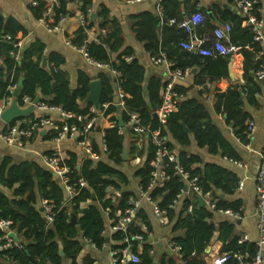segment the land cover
<instances>
[{"label":"trees","instance_id":"obj_1","mask_svg":"<svg viewBox=\"0 0 264 264\" xmlns=\"http://www.w3.org/2000/svg\"><path fill=\"white\" fill-rule=\"evenodd\" d=\"M76 2L77 0H57L53 10L54 25L58 24L61 18L69 16L67 6ZM82 2V12L87 16V9L92 2L90 0ZM189 2L190 0H185V3ZM160 4L161 16L146 13L139 17L135 28L137 39L145 44V50L151 57L165 54L167 61L174 64L172 71L189 69L191 72L196 69L197 72L193 75V86L205 88L208 84H216V103L213 106L215 116L223 118L234 131L236 138L242 143H247V123L251 115L245 110L241 90L247 95L246 103L256 106V95L260 92V86L253 77V73L260 68L261 62L256 61V58L262 49L255 42L252 29L242 26L243 18L240 16L214 8L212 10L214 18L219 16L222 23L232 25L231 45L240 50L229 57L217 59L200 57L179 47L180 41H187L188 36L176 26L166 27L175 33L171 45H161L158 20L161 17L164 18L165 24L169 26L170 20L181 22L184 15L183 4L179 0H163ZM30 6L38 20L44 17L47 11L44 1H38L37 4ZM260 7L261 4L258 2L255 8L260 9ZM197 11L206 13L195 7L192 9L193 13ZM100 16L103 22L98 26L99 36L96 41L89 40L88 31L93 25H88L80 27L71 43L80 48L89 41L87 45L89 57L98 63L109 64L111 69L118 73V77L114 80H110L106 73L99 75L98 78L103 85L101 105L114 103L116 89L119 87L127 96L126 108L138 113L144 126L152 131H160L163 137H167V147L177 159L174 164L166 161L164 163L167 166L166 173L170 177L164 187L149 192V196L158 207L166 211L168 225L173 224L172 233L175 237L171 242L181 248L180 257L164 256L161 264H179L180 260L185 264H207L205 260L207 250L216 233L219 234L218 240L222 244L221 253L230 256L228 264H238L237 256L253 258L258 251L257 245L241 243L233 221L225 219L218 224L214 222L220 210L241 213V201L229 202L219 196V194L225 197L234 195L239 182L237 175L221 165L205 164L199 155L191 154L186 149L195 142L199 149L207 148L210 155H219L233 162L240 160L237 150L214 124L206 105L198 99L179 100L176 111L169 115L164 124L155 120L153 115L163 103L168 82L152 78L145 86V67L133 59V53L130 50H123L121 23L114 19L110 20L107 9H103ZM256 16L260 19L259 13H256ZM204 17L205 22L202 26L214 31L216 27L210 24V16L208 15L207 18L209 22L205 14ZM104 31L105 35L102 34ZM20 32H23L26 39V32L16 20L5 19L0 14V58H4V65L0 67V103L13 97L14 90L23 79L18 99L20 107L25 106V98L34 103L41 96V104L59 108L66 114L88 116L92 107L86 102L90 92V76L84 72L79 73L77 88L72 90L69 78L60 69L65 60L58 54H51L48 58V66L43 68L45 45L35 40L26 47L24 45L22 48L15 47L21 41L18 39ZM207 46L210 44L207 43ZM16 56L19 57L18 60ZM232 61L235 68L244 71L247 84L240 89L230 85L222 90L223 87L220 89L219 83L221 80L230 79L229 64ZM190 90L179 86L174 87V91L180 97H185ZM116 112H119L118 108L111 106L108 114ZM123 117L126 121L125 114ZM28 119L34 120V116ZM73 122L68 121V123ZM78 126L81 127L80 124ZM104 134L107 149L105 155L102 154L100 146L93 143L94 152L102 155L101 161L94 163L86 159L80 165L78 157L74 154L67 155L64 161V165L70 169L67 175L70 185L76 184L79 180L87 184L85 187L78 188V195L71 201L67 200L66 190L62 189L63 185L48 168L33 162L17 165L12 159L0 156V219L13 222L12 229L21 239L22 245V248L1 251L0 264H78L77 257L84 248V242L96 249H102L106 245L105 233L108 219L117 220V214L124 213L128 208L129 200L139 197L135 192L125 189L130 186L131 179L121 167L136 157L141 158L142 164L135 168L132 177L143 191H147L153 172L150 163L154 159L156 148L148 143L147 147L139 150L134 137L127 146L126 137L120 134L118 128L106 129ZM177 146L182 149L178 153ZM126 148H128L129 158L127 161L124 160ZM176 165L191 178H198V185L203 195L211 194L216 199L215 209L207 206L200 207L198 196L195 194L185 198L177 209L170 208L177 194L186 187L181 178L175 175ZM110 189L119 192L116 202L108 198ZM93 196L95 200L92 199ZM90 201L91 205L83 209L82 205ZM43 202L54 207L55 218L52 225L48 224L44 211L40 210ZM189 206H193V211L186 213ZM73 215L77 217V224L72 223ZM137 218L138 223L131 226L128 233L131 237L143 236L148 242L149 234L153 232L150 217L145 210L140 209ZM143 226L147 228L146 232L142 229ZM124 238L125 235L122 233L113 235V240L118 243H121ZM148 243L143 245V252L139 254V243L133 241L132 253L139 256L140 262L126 261L125 264H154V256L151 254L152 246ZM60 245L64 251L63 257L60 255ZM124 247L125 245H119L113 247V250ZM85 264H93V261L86 258Z\"/></svg>","mask_w":264,"mask_h":264},{"label":"crops","instance_id":"obj_2","mask_svg":"<svg viewBox=\"0 0 264 264\" xmlns=\"http://www.w3.org/2000/svg\"><path fill=\"white\" fill-rule=\"evenodd\" d=\"M82 1L83 0H77L76 3L68 5L67 11L69 13V16L67 17L66 21L59 25L58 30L50 31L47 28V25H50V27L52 28L57 25H54L53 11L44 20V23V21H42L41 19L38 20L32 13L30 6L32 5V2L30 0H0V14L5 19L16 20L23 28V31L26 32V39H24L23 32H20L18 35V39L23 42L24 47H26L30 42L39 40L46 47L45 57L47 58V66L48 58L51 54H58L65 60L64 65L61 66L60 69L69 78L72 90H75L77 88L78 76L81 72H84L89 75L91 81L99 80L98 77L101 73L111 75V80H114L115 78V76H113L111 72L107 70L97 69L96 67L91 65L83 57V55L79 54L76 51L75 46L72 43V45L67 44V41L72 42V40L75 38V34L81 27L79 22V16L83 14ZM90 1L92 2V4L87 9V19L89 25L93 26L88 33L89 40H97L99 36L98 26L103 22L100 13L103 9H107L110 14V20L114 19L121 23L123 31L122 38L124 41L123 50H130L133 53V59H136L146 69V78L144 85L146 86L148 81L152 78H159L163 82H169L171 77V69L166 67V65L164 64H153L151 62L150 54L145 50V44L137 39V35L135 33L136 24L141 15L146 13L157 14L160 16L162 15L160 1L144 0L136 5H127L123 0ZM179 1L183 4L182 13L184 15V19H187L192 15V9L195 7L206 12L204 14L206 16L207 21L208 15L210 16V24L215 28L219 24H222V19L219 16H216V18H214L212 16V10L214 8H219L222 11H229L243 18L242 26L244 28L247 27V25L245 24V17L243 13L238 9L237 4L234 2V0H190L189 3H185V0ZM260 4L261 7L260 9H257V13L260 14V19L264 20V0H261ZM160 21L161 22L158 23V35L161 45H171L175 33L170 31L169 29H166V27L170 26H167L165 24L166 20L164 18L161 17ZM105 34L106 32L103 35ZM195 34L198 37H207L209 38V41L213 40V31L205 26H202L200 29H196ZM259 46L262 48L260 52H264V47H262L260 44ZM114 58H116V56H114ZM256 61H260L261 64L264 63V56H260L258 54ZM232 63L235 80L231 79V77L229 80H221L219 83V88L221 89L223 87L222 90H225L230 85H234L238 89H240L241 87H244L247 84L244 78V71L242 69L235 68L234 61H232ZM3 65L4 58H0V67H2ZM196 72V69L191 71L189 77L184 81L188 84L187 89L191 90L185 94V97H180L179 100L181 101L185 98H195L198 99L201 103H204L209 112L211 113L214 124L218 128H220V130L223 132L228 141L237 150L240 156V160L236 162L237 164H234L233 161L224 159L219 155H210L207 148L199 149L195 142H193L192 146L186 150L191 154L199 155L203 159V162L205 164L214 163L233 171L237 175L239 182H244V187L242 190H238L236 188L234 195L230 197L224 196L223 198L229 202H242L240 213L241 218L239 220L234 221L231 217L218 213L214 222L215 224H218L220 221H223L225 219L233 221L235 223L236 234L240 237V239L245 238L246 241L244 243L256 244L259 239V231L256 224V177L259 172L262 157L264 155V82L256 81L260 86V92L256 95V106H251L246 103L247 95L241 90L242 98L245 102V110L251 115L249 122H254L256 125V131L252 135V137L248 138L247 143H242L236 138V136L234 135V131L230 126L225 123L224 119L217 117L214 114L213 106L216 103V84H208L205 88L201 86H193V75ZM39 97L40 101L41 96ZM30 107H33V113L25 117L24 119L19 120L20 122H26L31 116H34L36 118L42 115H46L48 117H52V119L54 120H58L60 118V114L57 112L40 110L37 104H35V102L32 104H27L21 108L27 109ZM5 126L6 125L4 123H0V133L4 131ZM99 129L100 130H97L95 133L92 134L90 140L92 144L96 143L101 147L103 143V133H105L106 129H109V122L103 121ZM123 133L126 137V145L129 146L133 136L126 125L123 127ZM147 144L148 142L145 141L142 149L147 147ZM58 147L64 157H67V155L69 154L76 155L78 157L80 165L83 163L86 157L84 151L85 149L79 146L78 141L74 138L63 139ZM58 147L57 144H55L54 141L50 138L49 131L45 129L36 132L32 139L25 140L22 146H9L5 144L4 141L0 138L1 158L8 157L12 159L14 164L17 165L25 162H33L42 167H46L44 164V157L52 154V152L56 151ZM126 150L128 154V148H126ZM181 150L182 149L177 146V153ZM141 164L142 159L136 157L131 161H128L121 167L122 171L127 172L131 179L130 186L125 187V189L135 192L137 196H139V185L137 182L133 181L132 176L135 168L140 166ZM57 181L59 182L58 178ZM118 196L119 192L110 189L108 198L116 202ZM90 205L91 201L83 204L82 208L86 209ZM141 209L147 212L153 227V232L150 233L151 237H149L148 241L151 243L152 246L154 264H161L162 258L164 256H177L176 253H173L170 250V245L171 243H173L171 241L173 237H175V235L172 233L173 224H167L165 226L159 224L156 218L154 217L153 206L149 203L143 202L141 205ZM110 228V220L108 219L107 231L105 233L106 245L102 249H96L87 242H84V248L77 257L78 264H85L86 258L91 259L93 261V264H113V247L119 246L120 243L115 242L113 240L114 234L111 232ZM218 237L219 234L216 233L212 240L210 248L207 250V256L205 258L207 264H212V257L222 254V244L221 242H219ZM138 252L139 254L143 252L142 244L139 245Z\"/></svg>","mask_w":264,"mask_h":264},{"label":"built area","instance_id":"obj_3","mask_svg":"<svg viewBox=\"0 0 264 264\" xmlns=\"http://www.w3.org/2000/svg\"><path fill=\"white\" fill-rule=\"evenodd\" d=\"M33 5L37 4L38 1H44L46 3L47 11L44 17L41 19L44 21L49 14L53 11V7L57 4V0H30ZM127 5H136L144 0H123ZM160 3L163 0H159ZM261 0L250 1V0H234L237 4L238 9L243 13L245 17V24L250 27L255 34V42L264 47V20L258 19L256 16L257 9L255 8L257 3ZM67 17L61 18L59 23L55 27L47 28L50 31H56L59 25L66 21ZM79 22L81 27H87L89 25L87 16L81 14L79 16ZM205 22L204 14L200 11L193 13L189 18L184 19L181 22L176 20H170L168 25L170 27L176 26L179 30L185 32L188 36L187 41H181L179 47L189 53L194 55L217 59L220 57H229L239 51L238 48L231 45V33L232 25L230 23H222L216 26L213 31V40L209 41L207 37H198L195 34L196 29L200 28ZM45 23V21H44ZM89 33V31H88ZM103 34L105 33L102 32ZM89 41H86L84 45L80 48L75 47L76 51L83 55V57L94 67L101 70H107L111 72L113 76L118 77V73L111 69L109 64H102L92 60L88 55V45ZM207 43L210 46H207ZM68 45H72L71 41H67ZM23 42L19 41L15 47L22 48ZM260 56H264V52L259 53ZM19 57L16 56V60ZM151 62L155 65L164 64L169 69L174 67V64L167 61L165 54L161 53L158 57H151ZM190 70L185 71L171 70V77L165 89L163 96V103L161 107L156 112L158 115V120L160 123L164 124L171 113H173L177 108V102L180 96L174 91L176 81H185L189 75ZM254 78L258 82H264V63L260 65V68L254 72ZM126 98L127 96L121 91L119 87L116 89V100L114 103H106L101 105L100 109H96L94 106L91 107L90 113L86 117L76 116L64 113L61 109L55 107H49L47 105L37 104L40 110L57 112L60 114L58 120L52 119L46 115L39 117H34V120H27L26 122H15L12 125H7L3 122L2 116L4 112L11 106L14 101V97L8 98L0 103V123H4L5 129L0 133V138L5 144L9 146H22L25 140H30L34 137L36 132L40 130H48L49 135H55L51 139L57 144V147L61 141L65 138H74L78 141L79 146L83 147L85 150L86 157L84 160L89 159L94 163L101 161L102 155L96 154L93 150V144L91 143V136L95 133L103 121L109 122V129L118 128L121 135H124L123 128L120 127L119 116L125 114L126 121L125 125L129 128L132 136L135 138L137 146L141 150L145 141L151 143L156 148V153L154 159L151 161L150 166L153 168L152 178L150 186L147 191H143L139 187V197L137 199L131 198L128 203V208L124 213L117 214V220H110L111 232L122 233L125 235L124 240L120 245H125L123 249L113 250V264H125L126 261L139 263V256L132 253V242L137 241L139 245H144L148 243L145 241L143 236H133L131 237L128 230L131 226L138 223V211L141 209L143 202L149 203L153 206V214L159 224L165 226L168 224V217L166 211L161 210L157 203L154 202L149 196V192L156 188L164 187V184L170 179L166 173L165 161L169 164H174L177 162L176 155L171 152L168 147V138L163 137L160 131H152L149 127L143 125L141 117L138 113L129 111L126 108ZM30 99L25 98L24 104H32ZM111 106L118 108L119 112L108 114ZM123 113V114H122ZM124 118V117H123ZM112 119H115L114 121ZM74 121L73 123H68V121ZM81 127L78 126V124ZM124 125V126H125ZM256 131V125L254 122L248 123V138H251ZM105 134L103 133V143L100 147L102 154L105 155L107 152L105 142ZM239 140V139H238ZM240 141V140H239ZM67 157H64L61 153L59 147L52 154L44 157L45 166L58 178L59 182L65 187L67 192V200L71 201L74 197L78 195V188L85 187L87 184L83 180H79L76 184L70 185V179L67 177L70 169L64 165V161ZM234 164H237L234 162ZM175 175L181 178V181L185 183V189H182L176 196L171 209H177L180 207L181 202L191 195L201 196L205 202V206L215 209L216 199L211 196V194L203 195L200 186L198 185V178H191V176L186 173L180 166L176 165ZM244 187V182L240 181L238 183V190H242ZM42 209L45 214L46 221L49 225H52L55 218L53 205L47 202L42 203ZM193 211V206H189L186 213H191ZM108 214V213H107ZM219 214L229 216L234 221L241 218L240 213H235L231 210H220ZM256 224L259 231V239L256 242L258 251L253 258L247 256H237L236 259L238 264H264L263 250H264V155L262 157V162L259 168V172L256 177ZM13 222L8 220L0 219V252L9 248H22L21 243L15 241L10 237V235L17 233L12 229ZM145 232L147 228L143 226L142 228ZM18 236V235H17ZM151 237V234H149ZM246 239H241V243L245 242ZM148 244L151 245L149 242ZM170 250L179 256L181 248L175 243H171ZM152 254V251H151ZM180 257V256H179ZM230 256L228 254H221L212 257V264H228ZM179 264H185L180 260Z\"/></svg>","mask_w":264,"mask_h":264},{"label":"water","instance_id":"obj_4","mask_svg":"<svg viewBox=\"0 0 264 264\" xmlns=\"http://www.w3.org/2000/svg\"><path fill=\"white\" fill-rule=\"evenodd\" d=\"M95 18V15H94ZM161 21L158 20V23H160ZM42 67L46 68L47 67V58L45 57L43 59V63H42ZM229 73H230V77L231 79L235 80V75L233 72V63L231 62L229 64ZM108 78L111 80V75H108ZM22 82L23 79H21V82L19 83V86L16 88V90L13 93V97H14V101L11 104V106L4 112L3 116H2V120L5 124L7 125H12L13 123H15L16 121H19L21 119H24L25 117L31 115L33 113V107L24 109L21 108L18 104V99L20 97V92H21V88H22ZM175 86H179V87H184V88H188V84L184 81H176L175 82ZM90 92L89 95L86 99V102L88 104H91L92 106H94L96 109H100L101 107V98H102V93H103V85H102V81L101 80H96V81H91L90 85ZM40 101L39 99L35 101V104H38ZM155 120H158V115L157 113H154L153 115ZM119 125L121 128L124 127V120H123V116L120 115L119 116ZM100 130V129H98ZM186 131H188L187 128H185ZM124 160L127 161L128 160V154H127V150L125 149L124 151ZM62 189L65 190V187L62 186ZM220 197L223 199L224 195L220 194ZM93 200H95V197L93 196L92 198ZM199 203H200V207H205V202L202 199L201 196L198 197ZM41 212H43V209H40ZM72 223L77 224V217L75 215L72 216ZM10 237L12 239H14L15 241L21 243V239L16 235V234H11ZM60 255L63 257L64 256V251L62 246L60 245Z\"/></svg>","mask_w":264,"mask_h":264}]
</instances>
